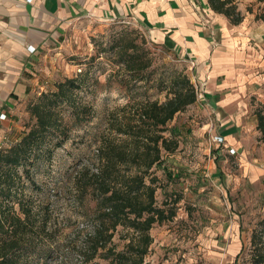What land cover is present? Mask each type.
I'll use <instances>...</instances> for the list:
<instances>
[{"label":"rangeland","instance_id":"374dc122","mask_svg":"<svg viewBox=\"0 0 264 264\" xmlns=\"http://www.w3.org/2000/svg\"><path fill=\"white\" fill-rule=\"evenodd\" d=\"M236 2L239 6L241 0ZM250 8L254 9V4ZM131 43L133 49L117 54L121 45ZM41 52L22 74L30 88L26 101L14 107L8 102L4 106L7 111L0 113V148L34 123L28 106L41 93L55 91L57 84L67 79L78 80L82 88L74 92L73 100L79 111L86 108L87 112H80L78 124L72 126L64 145L53 150L51 161L41 159L35 175L51 191L57 204L54 215L68 231L77 223V213L71 195L62 193L61 188L92 157L97 140L107 133L108 113L130 102H163L173 81L187 76L194 84L193 71L186 57L155 41L144 23L132 16L73 18L56 29ZM122 60L141 61L146 67L140 74L143 81L131 77ZM72 110L65 108L67 121ZM257 110L264 112L260 106ZM210 123V114L197 100L168 125L179 148L165 153L162 165L155 170L162 185L157 202L162 207L169 199L177 216L152 229L155 240L146 258L148 264H251L252 232L264 231V143L255 139L250 152L240 155L225 148V141L214 142L220 131L213 135ZM56 186L59 192H54ZM43 198L36 196L37 200ZM66 216L70 222L63 221ZM115 242L119 243L118 235ZM56 263V257L41 262ZM96 263L106 264L103 260Z\"/></svg>","mask_w":264,"mask_h":264},{"label":"trees","instance_id":"16d2710c","mask_svg":"<svg viewBox=\"0 0 264 264\" xmlns=\"http://www.w3.org/2000/svg\"><path fill=\"white\" fill-rule=\"evenodd\" d=\"M208 2L232 24L244 20L236 0ZM258 2L262 5L256 20L264 21V0ZM248 10L252 12V8ZM133 48V43L121 45L117 54ZM121 63L131 77L143 81L140 74L146 67L141 61ZM181 78L173 81L163 102H130L108 113L107 133L97 140L92 157L61 188L62 193L71 195L77 213V223L68 231L54 215L57 204L51 191L35 175L41 159L51 161L53 150L64 145L81 113L87 112L86 108L79 111L73 100L82 85L77 79H67L28 106L34 123L0 149V264H41L49 257H56V264H97V260L148 264L146 258L154 243L152 229L177 216L169 199L162 207L157 202L162 185L155 170L162 165L165 153L179 148L168 125L198 100L190 78ZM66 107L73 108L68 121ZM256 114L264 143V113L257 110ZM56 188L54 192H59ZM38 195L46 198L37 200ZM64 218L71 221L70 216ZM117 235L119 243L115 242ZM250 256L251 264H264V231L253 230Z\"/></svg>","mask_w":264,"mask_h":264},{"label":"crops","instance_id":"0c3cea01","mask_svg":"<svg viewBox=\"0 0 264 264\" xmlns=\"http://www.w3.org/2000/svg\"><path fill=\"white\" fill-rule=\"evenodd\" d=\"M252 1L257 10L250 12ZM261 5L241 0L244 20L234 25L208 0H0V113L8 102L26 101L30 88L22 74L57 28L84 16H132L155 41L195 61L193 81L203 93L198 102L210 114L213 135L219 129L225 148L247 154L253 140L263 143L256 114L264 108V21L256 20Z\"/></svg>","mask_w":264,"mask_h":264},{"label":"built area","instance_id":"2783aa9c","mask_svg":"<svg viewBox=\"0 0 264 264\" xmlns=\"http://www.w3.org/2000/svg\"><path fill=\"white\" fill-rule=\"evenodd\" d=\"M190 63H191L192 69H193L195 67L196 63H195V61H192V60H190ZM196 89H197L198 100H200L203 97V93L200 90V88H198V86H196ZM214 142L223 143L224 139L221 136H217V137L214 138Z\"/></svg>","mask_w":264,"mask_h":264}]
</instances>
